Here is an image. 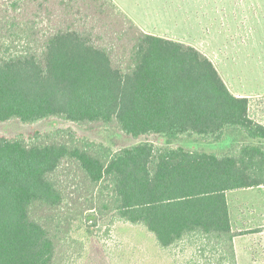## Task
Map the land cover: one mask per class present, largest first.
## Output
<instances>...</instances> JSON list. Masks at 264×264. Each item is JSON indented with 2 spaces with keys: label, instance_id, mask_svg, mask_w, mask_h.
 <instances>
[{
  "label": "trees",
  "instance_id": "1",
  "mask_svg": "<svg viewBox=\"0 0 264 264\" xmlns=\"http://www.w3.org/2000/svg\"><path fill=\"white\" fill-rule=\"evenodd\" d=\"M248 109L206 55L144 32L112 0H0V123L55 118L164 140L0 134V264L80 256L70 231L95 209L161 249L196 244L197 264H237L227 192L264 185V124ZM227 136L220 152L173 145Z\"/></svg>",
  "mask_w": 264,
  "mask_h": 264
},
{
  "label": "rangeland",
  "instance_id": "2",
  "mask_svg": "<svg viewBox=\"0 0 264 264\" xmlns=\"http://www.w3.org/2000/svg\"><path fill=\"white\" fill-rule=\"evenodd\" d=\"M112 2L141 30L136 22L140 14L141 19H150L155 25V31L162 30L163 36L190 44L206 55L231 92L248 95L250 116L264 124V0H223L222 4L211 1L209 4H202L209 13L203 17L204 26L208 27L205 34H199L203 29L194 34V28H186L184 0ZM145 4L149 6L143 7ZM217 5L222 9L219 13L215 12ZM56 127H70L83 136L102 141L114 148L130 146L143 140L154 144L164 143L162 138L154 135L133 139L115 130H88L76 123L55 118L33 124H22L18 120L0 123V134L9 137L24 135L29 138L36 131L44 133ZM235 139L236 136H227L214 143L183 139L173 145L220 152L231 146ZM78 173L77 169H72L68 177H75ZM227 202L232 226L238 233L252 232V221L264 220V186L229 191ZM90 212L93 215L88 220H77L70 231L71 238L82 242L83 253L80 256H70L67 260L62 258L61 263L197 264L194 256L196 244L187 242L161 249L143 226L115 220L112 212H106L105 215L96 209ZM250 236H245L247 243L252 241ZM75 247L78 246L66 245L65 254L76 252L78 249L73 250ZM212 254L210 249V255ZM259 263L264 264V260ZM239 264H252L251 254L241 253Z\"/></svg>",
  "mask_w": 264,
  "mask_h": 264
},
{
  "label": "crops",
  "instance_id": "3",
  "mask_svg": "<svg viewBox=\"0 0 264 264\" xmlns=\"http://www.w3.org/2000/svg\"><path fill=\"white\" fill-rule=\"evenodd\" d=\"M210 1L215 4L223 3V0H184V19L186 21V28H190V30L194 28L195 29L194 34H198L197 30L199 29H203V32L199 34H205V32H207L208 30V27L205 28L204 26L203 17L207 16L209 13L206 12L207 10L204 8L202 4L204 5L209 4ZM147 6L149 5L145 4V6L143 7L146 8ZM220 11H222V9L219 8V6L217 5L215 7V12L219 13ZM136 22L144 32L165 37L162 35L163 34L162 30H160L159 32L155 31V25L151 23L150 19L147 18L141 19V14L139 15ZM169 39H173V38H169ZM233 94L236 96H245V97L248 96L241 93L240 94L233 93ZM263 186L264 185L252 187V189L262 188ZM250 228H252V232H249L247 234H240L234 237L233 244H234V251L236 254L237 264H239V255L241 253L251 254L252 264H260L259 262L264 260V220L252 221V226ZM246 235L248 236L252 235L250 236L252 237V241H248L249 243L246 242L245 239Z\"/></svg>",
  "mask_w": 264,
  "mask_h": 264
}]
</instances>
